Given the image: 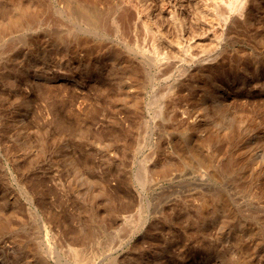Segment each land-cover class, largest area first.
<instances>
[{
	"label": "rangeland",
	"instance_id": "obj_1",
	"mask_svg": "<svg viewBox=\"0 0 264 264\" xmlns=\"http://www.w3.org/2000/svg\"><path fill=\"white\" fill-rule=\"evenodd\" d=\"M114 1L0 0V264H264V75L174 64L199 0Z\"/></svg>",
	"mask_w": 264,
	"mask_h": 264
},
{
	"label": "bare ground",
	"instance_id": "obj_2",
	"mask_svg": "<svg viewBox=\"0 0 264 264\" xmlns=\"http://www.w3.org/2000/svg\"><path fill=\"white\" fill-rule=\"evenodd\" d=\"M114 1V0H113ZM127 1V0H126ZM129 1V0H128ZM132 1V0H131ZM130 1V2H131ZM137 0H135V2H136ZM189 1V0H188ZM191 1V0H190ZM196 1V0H195ZM195 1H193V2H195ZM199 1H201V3L200 4H198V7H197V5H196V7H194V8H196V9H198L197 10V14H198V16H196V17H198V22H199V26H200V28H199V30H196L197 32H195V30H193V32H194V34H192V30H190L189 31V33L190 34H192V35H187V37L186 36H184V37H186L185 39H182L181 38V36H180V32L177 30V32H179V34L178 33H176V35L178 34L179 36H180V40H179V38L178 39H175V40H170L171 42H170V45L169 46H171L172 47V50H174V49H176V50H174V52L175 53H177V52H180L179 54L177 53V55L176 56H173L172 57V59H173V62H174V64L176 63V65H177V62L180 64V62L179 61H181V60H183V61H185L184 59H193V58H195L196 60H200V61H203L204 62V60H206L207 62H209L210 64L212 63V66H210L209 67V69L208 70H206V72L208 71V73H205L204 72V70L203 71H199V73L200 74H205V76H207V78H210V79H212V77L214 76V74H228V73H231V75L232 74H239V76H240V78L241 79H246V78H248L249 76H258V75H264V69H261L260 68V61L257 59V56H256V54H254V52H256L254 49H253V51H251L250 53H245V50L244 51H242L240 48H242L241 46H242V44H241V46H240V50H237L236 52H234L233 53V55H232V53L231 54H227V53H229V52H231L232 50V48L231 47H234L235 45H236V42L239 40H244V39H246V38H252V37H254V36H256V38H258V42L259 43H261L260 41H262V44H264V0H199ZM115 2V1H114ZM113 2V3H114ZM121 2V4H122V1H120ZM120 2H117V3H120ZM124 2V4H125V1H123ZM133 2V1H132ZM131 2V3H132ZM141 2H143V1H141ZM155 2V1H154ZM158 2V1H157ZM164 2H165V0H164ZM111 3V2H110ZM109 3V0H108V2H106V4H110ZM138 3H140L139 1H138ZM146 3V2H145ZM145 3H144V8H146L145 7ZM160 3H162V2H160ZM186 3V2H185ZM121 4L119 5V4H117V5H119V6H121ZM127 4V3H126ZM125 4V5H126ZM130 4V3H129ZM128 4V5H129ZM133 4V3H132ZM130 4L132 7H133V5L134 6H137L138 4L136 3V5L135 4ZM141 4V6L139 7V10H134L131 6V8L134 10V11H136L135 13L134 12H132L131 11V14H135V15H131V19H129V21H127L128 22V25H131V29H132V33H133V31L135 30V33L137 32L138 33V31L140 32V30H139V26H138V24L140 25V20H139V18L141 17V16H143L145 13L143 12V10L145 11V9H142L141 7L143 6L142 4L143 3H140ZM147 4V3H146ZM184 4V3H183ZM115 5H116V3H115ZM182 5V4H181ZM147 6V5H146ZM158 6H161V4H159ZM169 6V5H168ZM184 6V5H183ZM190 7H191V5H189ZM188 6V7H189ZM108 7H110V5L108 6ZM112 7H113V4H112ZM124 7V6H123ZM123 7H122V9H123ZM130 7H126L125 6V8L127 9V8H130ZM155 7H156V5H155ZM162 7H165V6H162ZM187 7V6H186ZM189 7V8H190ZM115 8H116V6H115ZM115 8H114V10H115ZM130 8V9H131ZM138 8V7H137ZM161 8V7H160ZM182 8H184V7H182ZM192 8H193V6H192ZM192 8H190V10L192 9ZM192 9L191 11L192 12H194L196 9ZM110 9V8H109ZM119 9V8H118ZM117 9V10H118ZM122 9L120 8V10H121V12H122ZM148 11H150V7H149V5H148ZM146 9V10H147ZM113 9H112V11L111 12H113L114 11ZM120 10H119V12H120ZM156 10V9H155ZM159 10H161V9H159ZM168 10V9H167ZM116 11V10H115ZM114 11V13H116ZM123 11H124V9H123ZM130 10H128V12H129ZM157 11H158V9H157ZM165 11V10H164ZM169 11L170 10H168V14L166 15V16H168V15H170V13H169ZM172 11V10H171ZM182 11H183V9H182ZM189 11V10H188ZM26 12H28V14H29V11L27 10ZM125 12V11H124ZM150 12H152V11H150ZM156 12V11H155ZM175 12V11H174ZM178 12V11H177ZM190 12V11H189ZM130 13V12H129ZM144 13V14H143ZM149 13V12H148ZM165 13H167V12H165ZM173 13V12H172ZM178 13H180V12H178ZM185 13V12H184ZM187 13V12H186ZM27 13L25 14V15H28ZM143 14V15H142ZM161 14H162V11H161ZM160 14V15H161ZM174 14V13H173ZM173 14H171V15H173ZM175 14H177V13H175ZM174 14V15H175ZM24 13L22 12V14L21 15H17V16H15L14 18H11L10 19V22H9V24L10 25H12V26H16V25H18V24H20L21 22H22V20H23V18H24ZM120 15V14H119ZM124 15V14H123ZM146 15H148L147 13H146ZM159 15V16H160ZM170 15V16H171ZM181 15V14H180ZM186 15V14H185ZM118 16V15H117ZM125 16H127V17H129L128 16V14H127V12L125 13ZM156 16V15H155ZM158 16V15H157ZM158 16V17H159ZM163 16H165L164 14L161 16V17H163ZM178 16V15H177ZM189 16V15H188ZM122 17H124V16H122ZM145 17V16H144ZM144 17H142V19L144 18ZM147 17H149V16H147ZM174 17H176V16H173V19H175ZM179 17V16H178ZM185 17V16H184ZM184 17H183V19H184ZM186 17H187V15H186ZM190 17V16H189ZM196 17L194 18V19H196ZM119 18H120V16H119ZM164 18V17H163ZM171 20H172V17H169ZM181 18H182V16H181ZM123 19V18H122ZM126 19L127 18H125V22H126ZM147 19V18H146ZM148 19H151L150 17L148 18ZM158 19V18H157ZM179 19V18H178ZM178 19H177V21H178ZM182 19V21H184V20H186V19H184L183 20ZM119 20V19H118ZM152 20V19H151ZM163 20H166V17H165V19H163ZM180 20V19H179ZM119 21H122V20H119ZM138 21H140L139 23H138ZM148 21H150V20H148ZM159 21H160V19H159ZM161 21H162V18H161ZM175 21V20H174ZM176 21V22H177ZM194 21V20H193ZM146 22V21H145ZM154 22H156V20L154 21L153 20V23ZM164 22V21H163ZM161 23V22H159L158 24H164V23ZM166 22H167V20H166ZM170 22V21H169ZM180 23H178L177 22V24H178V27H179V29L181 30V32L183 31V30H185V32L186 31H188L187 30V28H185V23H183V22H181V20L179 21ZM191 22V21H190ZM198 22H196L197 24H198ZM121 23H123V22H121ZM141 23H143V22H141ZM152 23V22H151ZM168 23V22H167ZM166 23V24H167ZM172 23V22H171ZM175 23V22H174ZM188 23V22H187ZM149 23H147L146 25L145 24H141V25H143V26H145V27H143L142 26V28H143V30H145V32H146V34H149V32L150 31H153V32H155V35H156V31H154L155 29H150V25L151 24H149ZM157 24V23H156ZM156 24H155V28H158V30H159V27H157L156 26ZM190 24V23H189ZM192 24H194L193 22H192ZM192 24L190 25V26H192ZM168 25H169V23H168ZM195 25V24H194ZM194 25H193V27H194ZM126 26V25H125ZM124 26V27H125ZM152 26V25H151ZM171 26V25H170ZM172 26L174 27V24H172ZM122 27V26H121ZM193 27H189L190 29H193ZM195 27H196V25H195ZM239 27V28H238ZM129 28V27H128ZM142 28H140L141 29V31H142ZM153 28V27H152ZM160 28H161V26H160ZM124 29H126V28H124ZM162 29V28H161ZM172 29V28H171ZM174 29H175V27H174ZM174 29H172L173 31H174ZM128 30V29H127ZM157 30V33L159 32ZM126 31V30H125ZM127 32H130V30L129 31H127ZM160 32H162V30L160 31ZM136 33V34H137ZM141 33V32H140ZM144 32H142V34H143ZM152 32H150V36L152 35V36H154L153 34H151ZM171 33H173V32H171ZM188 33V32H187ZM160 34V33H159ZM158 34V35H159ZM144 35V34H143ZM143 35H142V37H143ZM161 35V34H160ZM159 35V36H160ZM254 35V36H253ZM147 36V35H146ZM158 36V37H159ZM162 37V39L164 38L162 35L159 37V39ZM172 37V36H171ZM176 37V36H175ZM175 37H172V39H174ZM146 38H148V36L146 37ZM152 38H157V36H154V37H152ZM159 39H157V40H159ZM166 39L168 40V39H170V37L168 38V37H166ZM252 39H254V38H252ZM147 40H149V39H147ZM154 40V39H153ZM152 39L150 40V42L152 41V42H154L155 43V41H153ZM165 40V39H164ZM260 40V41H259ZM245 41V40H244ZM243 41V42H244ZM256 41V40H255ZM158 43H160V41H157ZM166 43H167V41H165ZM169 42V41H168ZM158 43H157V45L156 46H158ZM164 43V42H163ZM162 43V44H163ZM249 43V42H248ZM256 43V42H255ZM255 43H254V45H255ZM87 44V43H86ZM156 44V43H155ZM161 44V43H160ZM161 44V45H162ZM169 44V43H168ZM257 44V43H256ZM88 45V44H87ZM248 45V44H247ZM90 46V45H89ZM88 46V47H89ZM152 46V45H151ZM156 46H154L155 47V49H156ZM166 47H167V45H166ZM244 47V46H243ZM256 47V46H255ZM91 48V46L89 47V49ZM153 48V47H152ZM158 49H160V47H157ZM168 48V47H167ZM229 48H231V49H229ZM88 49V50H89ZM157 49V50H158ZM162 49L163 48H161V52H162ZM170 49V48H169ZM234 49V48H233ZM245 49V48H244ZM171 50V49H170ZM159 51V50H158ZM158 51H156L157 53H158ZM226 51H229V52H226ZM108 52V51H107ZM154 52H155V50H154ZM160 52V51H159ZM225 52V53H224ZM157 53H154V55L158 58L161 54L159 53V56H157ZM164 54V53H163ZM162 54V55H163ZM173 54V53H172ZM226 55H228V56H226ZM154 56V57H155ZM169 56H171V55H169ZM169 56H168V60H169ZM166 57H167V55H166ZM165 57V55H164V57H162V56H160L159 57V59H156V60H158V63H160V62H164L165 61V59H167ZM250 58V60H248ZM170 59H171V57H170ZM190 59V60H191ZM168 60H166L167 62H169ZM189 60V61H190ZM194 60V59H193ZM171 61V60H170ZM177 61V62H176ZM192 61V60H191ZM157 62V61H156ZM199 62V61H198ZM206 62V63H207ZM157 63V64H158ZM188 63V62H187ZM192 63H193V61H192ZM195 63H196V61H195ZM205 63V64H206ZM209 63H207V64H209ZM161 64V63H160ZM159 64V65H160ZM163 64H166L165 62L163 63ZM169 64H171V65H173L172 64V62L171 63H169ZM200 64V63H199ZM162 65V64H161ZM166 65H168V64H166ZM170 65V66H171ZM181 65V64H180ZM220 65H226V66H221V67H219ZM252 65L254 66V68L252 67ZM178 66V65H177ZM177 66H176V68H177ZM183 66H185V65H183ZM190 66V65H189ZM189 66H187V67H185V68H188ZM207 66V65H206ZM208 67V66H207ZM181 67L179 66V70L181 71L182 69H184L183 67H182V69H180ZM264 68V67H263ZM177 69V70H178ZM179 71V72H180ZM184 70H182V72H183ZM182 72H180V73H182ZM185 72V71H184ZM136 74V73H135ZM185 74H186V72H185ZM182 76L184 75L183 73L181 74ZM135 76H137V75H135ZM200 76V75H199ZM217 76V75H216ZM219 76H221V75H219ZM234 76V75H233ZM206 78V79H207ZM218 78V77H217ZM51 103H54V102H51ZM51 108V107H50ZM53 108V107H52ZM51 110V109H50ZM58 116H60V115H58ZM61 117V116H60ZM60 117H59V121H58V119H57V123L59 122V127L63 130L64 128H65V125H66V122H65V125H64V122L63 121H61V119H60ZM58 125V124H57ZM66 128H68V127H66ZM197 151V150H196ZM215 212V211H214ZM0 225H3V226H6L7 225V223H4L3 222V224H0Z\"/></svg>",
	"mask_w": 264,
	"mask_h": 264
}]
</instances>
